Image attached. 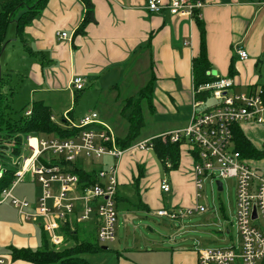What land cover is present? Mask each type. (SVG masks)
I'll list each match as a JSON object with an SVG mask.
<instances>
[{"label": "crops", "instance_id": "crops-1", "mask_svg": "<svg viewBox=\"0 0 264 264\" xmlns=\"http://www.w3.org/2000/svg\"><path fill=\"white\" fill-rule=\"evenodd\" d=\"M92 1L95 5L96 21L87 26L84 34L75 36V31L86 10L84 2L50 0L42 14L26 29L27 44L37 55L43 56V63L37 61L36 56L29 54L19 40L21 45L19 49H23L21 55L33 60L29 68L16 67L11 61L7 62L6 73L11 74L10 71L16 73V68H21L24 71L23 77L31 82L30 99L43 100L51 109L53 103L48 97L49 90L60 92L68 89L71 95L75 96L76 92L83 91L89 83L97 82V88L101 92L108 88L112 94L116 93V97H121L124 91L126 93L123 96L130 94L129 91L137 82H145L136 89L139 92L153 80L152 112L158 113L161 121L170 122L168 123L170 127L148 138L187 126L193 114L196 89L193 59L200 51V30L195 20L174 16L168 12L152 13L147 8L146 0ZM204 1L206 5L201 13L207 30V51L212 63V74L216 77L233 76L236 81L234 90L237 92H246L263 86L264 0ZM10 30L8 29L9 40L4 51L14 40L11 36L17 40L15 22L12 35L9 34ZM59 32H68L70 37L60 39ZM236 46L246 49L249 58L240 59L235 51ZM12 63L16 62L12 60ZM232 63H234L233 75L230 73ZM75 76H83L86 79L84 89L78 90L71 85ZM35 94L38 95L37 99L34 97ZM71 108V106L65 107L63 113L77 121ZM70 110H72L71 114H69ZM94 111L99 113L102 122L114 130L116 136L126 134L127 127L123 126L122 121L117 120L114 123L106 121L98 110ZM241 125L243 128L247 125L258 134L264 131V128L262 131L257 130L264 123L243 122ZM245 132L253 140L246 130ZM33 139L36 138H32V144L37 146V142L35 145ZM255 144L264 150V146ZM260 166L264 167V160ZM172 177L175 181L178 180L179 173L173 171ZM118 179L121 184L119 175ZM37 184L42 188L37 176L28 172L13 187L12 193L18 198L28 199L34 210L42 194V189H38ZM194 188L196 204L190 207L200 204L201 198L196 197L195 182ZM119 195V204L128 201L121 194L120 188ZM141 205L150 208L147 202ZM172 205L176 207L175 201ZM157 208L159 210L169 207L161 204ZM89 222L88 226L97 222V219L94 217ZM43 235L41 220H27L22 217L10 199L0 203V260H4L0 264H34L21 259L14 260L11 248L40 249L43 246ZM145 241L147 243L145 250L132 249L133 255L115 250L117 252L115 263L110 262L105 255L109 247L96 255L99 256L102 264H199L200 247L186 249L172 246L171 249H154L149 244V238Z\"/></svg>", "mask_w": 264, "mask_h": 264}, {"label": "built area", "instance_id": "built-area-1", "mask_svg": "<svg viewBox=\"0 0 264 264\" xmlns=\"http://www.w3.org/2000/svg\"><path fill=\"white\" fill-rule=\"evenodd\" d=\"M146 1L152 13L168 12L193 20L196 15L202 18L201 10L206 5L204 0ZM58 36L60 39L70 37L68 32H59ZM235 51L240 59L249 58L248 51L241 46H236ZM71 85L82 90L86 79L75 76ZM235 86L233 76L217 77L213 82L200 85L195 89L193 114L187 126L135 144V147L142 150L153 149L154 138H160L163 142L184 140L193 147L197 156L193 172L197 199L202 197L201 191L207 178L222 181V190L223 179L236 180V227L239 239L228 247H200L199 264H264V167L253 166L236 149L234 143L235 124L264 123V90L260 86L250 91L237 92ZM204 92L210 96L197 99L196 94ZM31 112V109L27 110V114ZM64 116L70 126L86 128L78 136L68 139L30 136L28 145L31 153L15 160L19 164L16 179L9 188L3 190L0 203L10 199L22 217L41 220L51 243L57 247L64 243L61 231L63 223L68 220L85 222L94 217L99 223V241L112 242L116 239L118 165L126 150L119 146L114 130L100 120L97 111L84 115L79 121L71 120L69 115ZM52 118L56 119L54 116ZM32 138H36L37 146L32 144ZM52 155H58L65 162H76L80 157L104 156L113 157L117 161L99 169L100 181L81 188L79 175L68 170L62 161L50 163ZM42 156L47 162L41 160ZM28 172L34 173L42 185V194L34 210L28 199L18 198L12 193L13 187ZM161 187L165 192L172 189L167 179L163 180ZM200 211H206V207L197 204L194 207L161 208L157 214L178 219ZM3 261L1 259L0 263Z\"/></svg>", "mask_w": 264, "mask_h": 264}, {"label": "rangeland", "instance_id": "rangeland-1", "mask_svg": "<svg viewBox=\"0 0 264 264\" xmlns=\"http://www.w3.org/2000/svg\"><path fill=\"white\" fill-rule=\"evenodd\" d=\"M13 25L14 22L9 28V30L11 29L10 35L13 32ZM11 37L14 40L10 42V45L2 53V59H0L1 76H8L6 73L7 62L11 61V64L16 67L25 66L29 68V64L33 60L21 55L23 49H19L21 46L19 40H15L14 36ZM35 59L39 61L40 58L36 57ZM12 60L16 63H12ZM16 70V73L10 71L11 74L9 75L11 77L10 83L16 88L8 113L12 119H18L23 114V107L33 101V98L30 99L31 82L23 77L24 71L21 68H16ZM141 83L144 84L145 82H137L134 88L129 91L130 94L123 96L126 93L124 91L121 97H116V93L112 94L108 88L101 92L97 88V82L89 83L83 91L76 92V97L72 96L68 89L60 92L49 90L48 97L52 100V111L57 120L64 116L65 107L71 106L77 121L82 115L90 114L96 109L104 120L113 123L117 120L118 122L122 121L123 126L126 125L127 127L125 114H130L131 108L126 110L125 114L122 113V109L127 97L137 95L136 89L140 87ZM244 91L246 90L244 89ZM34 97L37 99L38 95L35 94ZM144 118L145 126L140 136L119 160L118 175L121 181L119 188L121 194L128 201L120 202L119 207H117L116 239L112 242L102 243V246L109 247L105 254L108 260L113 263L117 261L115 250L127 255H133L132 249L145 250L147 247L145 239L147 238L150 239L149 244L154 249H171L172 246L186 249L228 247L237 243L239 239L236 227L237 182L234 178L223 179L224 190L222 191L218 189L216 180L212 181L211 178L205 180L200 199V204L206 207L204 212H194L178 219L157 214V207L161 204H165L169 209L185 208L196 204L193 175L194 160L189 155L188 147L185 146L180 168L168 171L153 149L142 150L135 147L138 142L170 127L168 124L170 122L161 121L158 113L152 112L147 104L144 105ZM120 126L122 128V125ZM262 128L264 125L257 130L262 131ZM244 129L252 136L255 143L264 146V131L260 132L261 134L255 133L247 125L244 126ZM25 153L28 154L29 151L27 150ZM263 160L264 157L253 159L251 164L255 167H261L260 163ZM116 161L117 159L110 156L103 158L80 157L76 164L83 169L95 170ZM173 171L179 173V178L176 181L172 177ZM27 179L26 181H29ZM164 179H167L171 184L170 192H165L161 188ZM37 187L42 189L40 184H37ZM174 201L176 207L172 205ZM145 202L149 203L151 209L141 205ZM87 224L90 222H84L81 226ZM228 228H231L230 232H228ZM96 235V232H91L89 239L95 240ZM71 243L73 242L64 243L58 248L62 249ZM85 257L92 264H102L96 253H87Z\"/></svg>", "mask_w": 264, "mask_h": 264}, {"label": "trees", "instance_id": "trees-1", "mask_svg": "<svg viewBox=\"0 0 264 264\" xmlns=\"http://www.w3.org/2000/svg\"><path fill=\"white\" fill-rule=\"evenodd\" d=\"M50 0H5L0 1V59L4 51V46L8 42V29L12 22L16 23V39L24 44V49L31 55L39 57L43 63V56L28 46L26 40L27 27L38 18L46 9ZM85 4L84 17L75 31V36L84 34L87 26L96 21L95 5L92 0H82ZM195 22L200 30V51L193 59L194 85L198 88L202 84L213 82L217 79L212 74V63L207 51V30L202 18L195 16ZM230 73H234V63L230 65ZM8 76L0 78V195L3 190L9 188L16 179V171L19 164L15 160L23 155H30L28 138L38 137L68 139L78 136L86 127H72L69 120L62 116L60 120L53 119V111L43 100H35L28 103L22 109L23 114L18 119L9 116L12 99L16 93V88L10 83ZM8 85V88L5 87ZM264 90V85L262 86ZM153 80L142 88L136 96H131L125 100L122 113L131 108L130 114H125L127 122V132L124 136H117L119 146L127 150L134 145L145 126L144 105L153 111ZM209 93L196 94L197 99L209 97ZM76 97V96H75ZM31 109V114L27 110ZM72 110L69 111V114ZM55 117V116H54ZM71 120L76 121L69 116ZM89 127V126H87ZM234 143L243 157L250 163L253 159L264 157V150L260 149L255 142L247 135L240 123L234 126ZM185 146L194 162L197 159L196 150L187 145L184 140L178 142H163L160 138H154L153 150L161 160L165 168L169 170L177 169L180 166ZM29 153H25V151ZM41 160L47 162L45 157ZM64 162L68 170L79 175L80 186L85 187L100 181L99 169L88 170L80 168L76 162H65L58 155H52L50 163ZM119 182V179H118ZM119 187V185H118ZM116 208L119 204V188L116 193ZM175 209V208H173ZM89 221V220H88ZM87 222V221H85ZM84 222L77 220L62 224L61 231L64 234V243L73 242L70 245L59 249L51 243L48 232L44 229L43 246L40 249L33 248H11L14 260H26L34 264H92L86 257L87 253H99L105 249L98 239L99 223L81 226ZM91 232H96L95 240H90ZM63 243V244H64Z\"/></svg>", "mask_w": 264, "mask_h": 264}, {"label": "water", "instance_id": "water-1", "mask_svg": "<svg viewBox=\"0 0 264 264\" xmlns=\"http://www.w3.org/2000/svg\"><path fill=\"white\" fill-rule=\"evenodd\" d=\"M5 48V46H4ZM0 78H1V71H0ZM217 185H218V189L221 191L223 189V183L222 181H217ZM228 232H229V229H228ZM104 249H107L108 247L107 246H103Z\"/></svg>", "mask_w": 264, "mask_h": 264}, {"label": "bare ground", "instance_id": "bare-ground-1", "mask_svg": "<svg viewBox=\"0 0 264 264\" xmlns=\"http://www.w3.org/2000/svg\"><path fill=\"white\" fill-rule=\"evenodd\" d=\"M33 140H34V139H33ZM36 142H37V141H36V140H34V142H33V143L36 145Z\"/></svg>", "mask_w": 264, "mask_h": 264}]
</instances>
